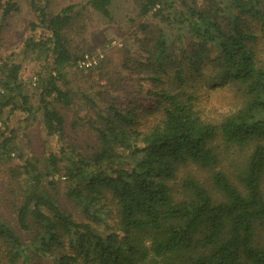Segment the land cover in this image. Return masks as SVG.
I'll use <instances>...</instances> for the list:
<instances>
[{
  "label": "trees",
  "instance_id": "1",
  "mask_svg": "<svg viewBox=\"0 0 264 264\" xmlns=\"http://www.w3.org/2000/svg\"><path fill=\"white\" fill-rule=\"evenodd\" d=\"M134 1L143 19L121 65L133 88L105 57L78 65L73 36L88 10L112 21L113 0H30L29 35L0 56V160L26 177L16 224L0 215V264H264V0ZM20 12L0 0V42ZM28 58L42 64L34 86ZM70 69L98 78L75 90ZM74 106L86 151L65 139ZM15 115L58 149L27 154Z\"/></svg>",
  "mask_w": 264,
  "mask_h": 264
},
{
  "label": "rangeland",
  "instance_id": "2",
  "mask_svg": "<svg viewBox=\"0 0 264 264\" xmlns=\"http://www.w3.org/2000/svg\"><path fill=\"white\" fill-rule=\"evenodd\" d=\"M19 1L21 4V12L11 19V25L3 35V39L0 42V56H6L16 51L22 40L30 33L28 28V22L32 17L29 6L30 0ZM74 1L78 2L79 0H50L54 7H59ZM113 1L112 21H108L93 10H88L83 19L84 27L79 32L75 33L73 36V43L77 47L85 48V52L82 51L83 54L85 53L92 57H96L97 63L90 67L96 66L100 60L105 57V67L111 72V78L113 80L117 79L116 74L123 78V82L119 85L124 86L123 89L125 91L128 88H133L135 81L130 71L122 68L121 65L127 47H130L131 50L135 49V46L130 45L129 41L130 33L136 28V23L134 21L138 24L143 18L138 15V7L134 0ZM99 55H102V57ZM23 62H25L23 75L27 79L32 78L31 82L34 86L36 78L34 73L41 69L42 64H39L31 58L25 59ZM70 71L71 72L68 71V79L71 81V86L75 90H84L92 83L94 77L98 78L97 73L89 75L87 72H84L83 74L78 73L74 69H70ZM122 92L123 91H112L111 93H118L116 96H119ZM105 98L109 99L110 95L105 94ZM121 98H124V94ZM32 100L35 104L36 98L34 97ZM101 104L104 105V101H101ZM62 112L65 114L66 118V136L68 138L65 139H68V142L73 143L86 151L88 149L87 147L94 143L93 132L91 133L86 128L80 129L79 126H72V123L76 118V106L71 109H62ZM19 117L21 118L23 115H15L13 117L12 125H15V127L19 129L25 145L29 147L25 150L27 154H37L42 157L46 152L48 153L50 150L58 149V141L55 138L47 137L43 128L40 127L38 120H35L33 123L27 124V127H24V125L19 126V123H17ZM23 133H27V135L25 136ZM234 156H236L234 160L239 158L236 154ZM6 160H0V215L11 224L15 225L16 221L13 211L16 201H14V199L17 195L19 198L21 187L25 184L26 177L23 175L15 176L11 171L12 168H16L18 163L15 157L9 161ZM232 161L233 160H230L229 162L224 161L223 166L225 168L230 167V165H233ZM192 172L197 171L192 168ZM179 173L180 175L184 174L185 169H182ZM207 175H209L208 171H206V176ZM54 179L56 180L57 186L56 194L62 205L75 212L76 210L74 209L73 204L66 201L64 197V191L67 186L64 177L56 175Z\"/></svg>",
  "mask_w": 264,
  "mask_h": 264
},
{
  "label": "built area",
  "instance_id": "3",
  "mask_svg": "<svg viewBox=\"0 0 264 264\" xmlns=\"http://www.w3.org/2000/svg\"><path fill=\"white\" fill-rule=\"evenodd\" d=\"M102 57V55H99ZM97 63L96 57H92L89 54H85L82 58L78 61V65L80 68H87Z\"/></svg>",
  "mask_w": 264,
  "mask_h": 264
}]
</instances>
